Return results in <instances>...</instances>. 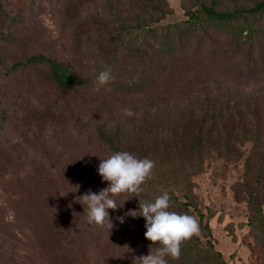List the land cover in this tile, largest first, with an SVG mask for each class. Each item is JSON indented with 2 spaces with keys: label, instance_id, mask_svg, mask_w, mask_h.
<instances>
[{
  "label": "rangeland",
  "instance_id": "374dc122",
  "mask_svg": "<svg viewBox=\"0 0 264 264\" xmlns=\"http://www.w3.org/2000/svg\"><path fill=\"white\" fill-rule=\"evenodd\" d=\"M152 1L165 13H151L152 18L160 17L156 24L180 22L187 18L186 11L198 8L196 0ZM206 1L217 9L264 2ZM115 2L0 0V264H140L138 258L153 250L137 219L127 215L132 207L124 193L113 197L122 206L108 210L114 225L110 230L107 224H90L87 208L79 202L87 190L98 193L108 185L97 168L109 152L93 128L103 124L124 131L142 120L153 124L159 119L176 120L183 112L187 118L204 108L228 106L238 108L241 123L255 113L254 136L250 139L240 126L227 121L223 127L234 131H220L210 141L204 138L203 146L193 152H187V137L177 158L190 165L184 180L198 196L195 202L204 214L202 223L211 230L208 235L199 227L200 243L205 246L211 241L226 264H264L262 197L250 201L247 191L238 186L254 137L264 136V31L254 38L251 62L244 33L231 37L222 27L211 25L199 31L201 50L190 36L176 56L160 61L164 70L156 71L143 89H116L113 79L97 91L100 71L110 69L114 78L121 79L130 74L134 59L127 53L102 56L109 46L97 36L101 29L90 23L91 18L105 14V5L108 11L116 7L118 15L145 6L139 0ZM112 15L105 19L115 27L120 19ZM259 24L264 25V18ZM128 38L140 48L143 40L138 30L133 29ZM37 54L67 63L94 84L61 94L51 83L46 65H37L36 70L21 66ZM144 101L148 104L138 106ZM50 106L61 114H48L45 109ZM126 108L134 115H125ZM190 210L199 222L196 211Z\"/></svg>",
  "mask_w": 264,
  "mask_h": 264
},
{
  "label": "trees",
  "instance_id": "16d2710c",
  "mask_svg": "<svg viewBox=\"0 0 264 264\" xmlns=\"http://www.w3.org/2000/svg\"><path fill=\"white\" fill-rule=\"evenodd\" d=\"M109 1L116 5L115 0ZM132 1L133 4L137 3V0ZM139 1L143 2L142 5L145 4V6L143 9L138 8L135 13H133V9H127L123 15H118L116 7L113 6L114 10L110 7L108 11L105 5V14L96 13L90 21L101 29L97 32V36L102 40L103 45L109 46L107 54L103 53L102 56L118 57L127 53L126 55L134 59L131 62L130 74L121 79L114 78L113 86L116 85L118 87L116 89L132 91L146 87L153 80L156 71L164 70L165 64L160 61L176 56L178 50L187 43L190 36L196 38L198 46L200 44L198 42L201 40V32L199 31H203L211 25L222 27L230 33L231 37L238 33H244V42L247 43V61L254 60L255 56H252V50L255 47L254 38L264 31V25L260 26L259 24V21L264 18V2H254L248 8L239 6L217 9L213 3L209 4L206 0H196L198 3L197 10L186 11V19L180 22L156 24L155 22L160 17L152 18L151 13L159 12L163 16L165 13L161 6L152 0ZM112 14L120 19V23L115 24V27L110 24L113 22L105 19L106 15L114 16ZM79 22L81 21H77V23ZM133 29L141 33L143 42L140 43V48L133 46V42L129 41L128 34ZM202 40L205 42L204 39ZM122 45H124V52L121 54L119 47ZM201 48L200 45L197 47L198 50ZM20 64L24 69L31 70H36L37 65H46L51 83L61 94L94 84L91 78L80 76L67 63L58 62L42 54L33 55ZM18 65H14V69H17ZM147 104L148 102L144 101L138 106ZM45 110L48 114H61V111L51 106ZM1 112L2 116L5 117V110H1ZM46 112L43 114L45 115ZM185 114L183 112L176 120L159 119L153 124L142 120L124 131L123 129L112 130L103 124H99L93 128V131L98 141L107 148L109 156L118 151H127L138 158H149L155 163L151 177L142 185L143 191L136 196L131 193H124L125 201L131 205L132 210H139V203L153 202L157 196L167 192L170 196L169 211L192 216L193 211L190 210L192 208L199 217L200 229L205 230L210 235V227L208 223H202L201 218L204 214L195 202L198 196L192 192L184 180V177H189L190 165L186 160L177 158V150L181 145H185L187 137L190 138V149L187 152H193L198 145L203 146L204 138L210 141L218 138L220 131L226 134L231 133L234 129L229 130L223 127L227 121L232 122L233 126H240L241 131L248 133L251 139L257 128V125L252 121L255 113L242 123V115L235 106L218 109L204 108L202 112L196 115L191 112L187 118L184 117ZM254 141L256 143L252 147L253 151L247 157L244 178L238 186L247 191L250 201L262 197L261 207L264 204V136L259 138V134H257ZM229 146L230 144H227V147ZM256 190H261V192L258 194L254 192ZM178 191L181 193L182 199L178 197ZM259 215L264 217L261 212ZM136 219L145 232L143 216H138ZM147 242L152 247L153 252L160 247L158 243L152 244L149 240ZM166 259L168 264H226L221 252L213 246V243L208 241L203 246L197 235L182 243L179 259H172L171 257H166Z\"/></svg>",
  "mask_w": 264,
  "mask_h": 264
},
{
  "label": "clouds",
  "instance_id": "9594fccd",
  "mask_svg": "<svg viewBox=\"0 0 264 264\" xmlns=\"http://www.w3.org/2000/svg\"><path fill=\"white\" fill-rule=\"evenodd\" d=\"M113 79L110 69L100 71L96 76L97 91L99 86L109 84ZM124 114L134 115L130 108L124 109ZM154 167L153 160L138 158L127 151H118L101 159L97 171L102 180L108 182L107 187L98 193L89 189L79 201L83 208L84 206L87 208L88 222L98 226L107 224L110 230L114 225L109 218L108 210H115L118 205L123 204H117L113 197L122 193L136 196L143 191L142 185L151 177ZM138 208L139 210H128L127 215L133 218L143 216L146 229L144 237L152 244L160 245L154 252L149 251L147 255L140 256L138 258L140 264H168L166 257L179 259L182 243L199 234V224L195 217L169 211L170 196L167 192L157 196L153 202L139 203ZM118 219L121 223L124 222L123 217Z\"/></svg>",
  "mask_w": 264,
  "mask_h": 264
}]
</instances>
